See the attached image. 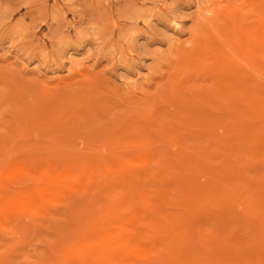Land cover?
<instances>
[{"label": "rangeland", "instance_id": "374dc122", "mask_svg": "<svg viewBox=\"0 0 264 264\" xmlns=\"http://www.w3.org/2000/svg\"><path fill=\"white\" fill-rule=\"evenodd\" d=\"M262 175L264 0H0V264H264Z\"/></svg>", "mask_w": 264, "mask_h": 264}, {"label": "bare ground", "instance_id": "6f19581e", "mask_svg": "<svg viewBox=\"0 0 264 264\" xmlns=\"http://www.w3.org/2000/svg\"><path fill=\"white\" fill-rule=\"evenodd\" d=\"M239 137H240V136H239ZM249 143H250V142H249ZM254 155H255V154H254ZM255 156H256V155H255ZM252 158H253V157H252ZM262 176H264V175H262ZM262 176H261V177H262ZM131 219H132V218H131ZM132 221H133V219H132ZM144 226H145V225H144ZM135 229H136V228H135ZM145 230H146V229H145Z\"/></svg>", "mask_w": 264, "mask_h": 264}]
</instances>
